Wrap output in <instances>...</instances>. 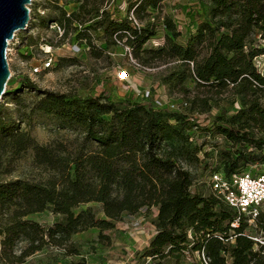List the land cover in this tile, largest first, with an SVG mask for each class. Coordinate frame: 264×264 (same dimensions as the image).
<instances>
[{"label": "trees", "instance_id": "trees-1", "mask_svg": "<svg viewBox=\"0 0 264 264\" xmlns=\"http://www.w3.org/2000/svg\"><path fill=\"white\" fill-rule=\"evenodd\" d=\"M163 1L133 2L128 18L132 12L142 21L149 8L159 9ZM208 1L213 23L203 24L183 46L175 42L179 32L167 18L165 28L174 38L157 50L145 47L155 36L154 26L113 17L104 8L105 0H83L72 12L59 8V16L48 22L59 24L64 36L74 33L75 40L86 42L97 58L102 52L90 32L102 30L107 48L124 42L143 66L164 58L182 62L186 70L172 76L180 84L193 78L218 94L242 97L239 112L215 127L228 145L218 153L229 177L264 160V75L255 64L264 55V0ZM21 89L36 94L31 106L20 98ZM5 95L14 97L16 109L0 108V174L9 156L15 159L33 150L36 163L56 176L45 183L0 180V264H27L47 246L79 255L74 235L112 229L124 214L135 215L144 208H158L157 232L145 252L155 264L169 259L179 263L195 252L204 257L201 264H264V240L256 241L246 232L250 218L212 192L209 196L192 192V175L181 161L198 156L204 145L191 147L195 125L187 115L144 101L83 99L40 90L28 79L8 85ZM35 112L56 117L64 128L80 130L82 142L74 150L64 144H38L22 129ZM172 142L178 146L163 153L162 146ZM209 156L204 152L205 158ZM91 203L102 206L106 219H97L92 209H81ZM49 209L59 217L50 227L27 219ZM255 220L264 237V215L260 212ZM61 264L88 263L81 259Z\"/></svg>", "mask_w": 264, "mask_h": 264}, {"label": "rangeland", "instance_id": "rangeland-1", "mask_svg": "<svg viewBox=\"0 0 264 264\" xmlns=\"http://www.w3.org/2000/svg\"><path fill=\"white\" fill-rule=\"evenodd\" d=\"M82 1L32 0L28 30L16 33L8 46L10 50L7 51V57L11 70L8 85L28 79L40 90L71 93L83 99L102 96L115 102L127 99L144 101L161 110L187 115L201 126L200 134L194 136L192 148L201 144L206 145L205 150L211 147L220 152L227 150L226 140L218 137L215 127L217 123L228 121L239 112L243 107L242 97L232 92L218 94L208 87L199 86L193 78L180 84L172 76L186 70L182 62L164 58L143 66L133 58L124 42L107 48L102 30L90 32L94 46L102 52L100 57H95L86 42L75 40L74 33L61 36L48 22V18L59 16V8L72 12L78 9ZM137 1L105 0L104 8L113 17L130 20L128 14L134 10L132 3ZM167 18L173 21L179 32L175 42L183 46L197 35L203 24L213 23L208 0H164L159 9L149 8L143 15V20H137L140 26L150 24L155 29V36L146 44V48L157 50L174 38L165 28ZM205 53L202 50V56ZM50 56L54 59L52 66L44 68ZM255 64L257 67L264 66V55L257 57ZM36 67L41 72L32 76ZM147 92H150L149 98L143 99ZM13 98L12 95H4L0 108H9L14 112L16 104ZM20 98L30 106L37 100L36 94L22 89ZM22 129L43 146L57 147V144H64L68 150H74L83 140L80 130L64 128L56 117L39 112H35ZM190 135L193 133L190 132ZM177 146V142L164 144L162 152H168ZM207 153L210 154L208 158L204 157L203 152L181 161L182 167L192 175V192L204 196L211 195L209 163L213 166L221 161L220 155L215 151ZM55 176L56 172L38 165L34 151L29 150L18 158L8 157L0 180L21 178L45 183ZM81 209H92L97 219H106L100 204L91 203ZM258 212L264 215V205L259 207ZM157 216L158 208H144L135 215L124 214L112 229L101 232L100 229L93 228L74 235L72 243L79 255H68L64 249L47 246L28 258L27 264H61L81 259L88 264H155L153 260L146 258L145 252L157 232ZM27 219L47 228L54 225L59 217L49 209L30 215ZM246 232L256 241L263 242L264 237L258 230L256 220L249 222ZM203 259L198 252L193 255L187 253L179 263L169 259L165 264H201Z\"/></svg>", "mask_w": 264, "mask_h": 264}, {"label": "built area", "instance_id": "built-area-1", "mask_svg": "<svg viewBox=\"0 0 264 264\" xmlns=\"http://www.w3.org/2000/svg\"><path fill=\"white\" fill-rule=\"evenodd\" d=\"M129 19L136 25L140 26L133 14ZM51 27L57 29V32H59L61 36L64 34V30L59 24L53 23L51 24ZM130 51L129 48V52ZM53 60V57L50 56L45 62L44 68H50ZM257 68L259 72L264 75V66ZM40 72V68L36 67L33 69L32 76H37ZM149 96L150 92H147L143 99H148ZM190 119L195 125L192 130L193 135L190 136V142L195 143L194 136L200 134L201 126L196 124L192 118ZM218 137L226 140L221 135H218ZM203 149V152L215 151V153L219 154L217 148L211 147L210 149L205 150L206 145H204ZM252 150L253 149L250 148V151ZM203 152L200 154H203ZM209 164L211 192L230 207L237 210L240 214L248 216L250 218L249 222L255 221L259 214V207L264 205V160L254 165H248L244 171L235 172L229 177L225 175L221 161L213 166L211 163Z\"/></svg>", "mask_w": 264, "mask_h": 264}, {"label": "water", "instance_id": "water-1", "mask_svg": "<svg viewBox=\"0 0 264 264\" xmlns=\"http://www.w3.org/2000/svg\"><path fill=\"white\" fill-rule=\"evenodd\" d=\"M32 0H0V101L11 79L7 50L16 33L27 31Z\"/></svg>", "mask_w": 264, "mask_h": 264}]
</instances>
